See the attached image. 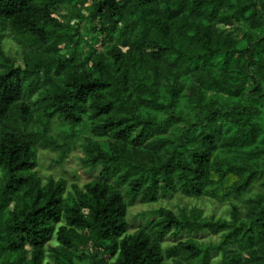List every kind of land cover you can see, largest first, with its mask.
<instances>
[{
    "label": "trees",
    "instance_id": "1",
    "mask_svg": "<svg viewBox=\"0 0 264 264\" xmlns=\"http://www.w3.org/2000/svg\"><path fill=\"white\" fill-rule=\"evenodd\" d=\"M6 30L24 67L3 47ZM261 106L264 0H0V264H211L212 250L219 264H264L262 194L245 216L236 205L229 219L160 207L132 233L128 220L129 201L264 183V164L250 160L264 151ZM55 116L69 124L62 139L85 117L106 138L86 139L83 165L99 174L84 188L44 185L34 171L38 147L61 146L34 127ZM180 122L178 139L166 135ZM204 230L220 241L180 239ZM168 236L177 242L163 248Z\"/></svg>",
    "mask_w": 264,
    "mask_h": 264
},
{
    "label": "rangeland",
    "instance_id": "2",
    "mask_svg": "<svg viewBox=\"0 0 264 264\" xmlns=\"http://www.w3.org/2000/svg\"><path fill=\"white\" fill-rule=\"evenodd\" d=\"M62 11L64 13H68V10ZM78 21V18H74L72 23L78 25ZM79 25L82 29V34L86 36L87 20ZM218 28L220 32H231L235 36L239 37H241L245 33V28L240 27L238 24L227 26L221 24L218 25ZM5 32L6 37L3 40V47L5 51L15 58L16 66L24 67L25 60L23 47L18 44V42L14 39V35L9 30H6ZM214 74L216 76H219V70L215 69ZM189 81L190 80H186V82ZM41 90L42 87L36 92V94H34L33 100H36L38 98L39 92ZM210 96L217 97L222 102L226 101V97L224 95H216L210 92L208 97ZM179 108L184 111V113H187L189 115H194L195 113V110H193V108L191 107V104L188 101L186 95H183ZM261 108L262 113L260 114L259 120L264 128V106H261ZM37 109L38 106H35L32 110L34 116H37ZM183 126L184 124L182 122L176 123L167 131L166 135H170L174 139H178L180 128ZM34 127L37 132L46 131L49 136L57 138L58 143L61 145L57 149H52L50 147H38V159L37 165L34 167V171H36L37 176L42 184H47L51 179H64L66 181V187L68 191H70L72 188V184H77L80 187L84 188L87 183L97 178L99 174V168L91 169L83 165L82 159L86 156V139L87 137H92L96 140L105 142L106 138L97 137L92 133L91 122L89 119H87V117H85L84 121L81 124L76 126L74 130V136L68 135L66 139H62L63 137L61 135L64 134V132L69 131V124L59 117L55 116L51 118L47 126L39 123ZM1 132L2 131L0 126V133ZM263 135L264 130L259 137V145L262 144L261 139ZM254 146H251V149ZM62 150H64V152ZM223 155H225L224 152ZM250 160L251 162L257 161L261 164H264V151L261 152L257 157L252 156ZM207 190L209 191L208 193L202 194L200 196L186 195L178 191L173 193L161 194L155 201H142L140 199H137L136 201L131 202L128 199V220L130 222L129 232L132 233L139 227L144 226L149 221H151L155 216L154 211L160 207L171 209L177 214H180L184 210H186L187 212L196 210L197 212H200L202 217L205 218L229 219L231 217L233 205H236L239 207L242 216H245L249 200L255 198L260 194L264 196V183L260 182L253 185L249 190L238 196H235L233 194L228 195L224 188H222L215 182H211ZM190 236H194L201 243L206 244H217L221 239V233H214L209 230L201 231L197 235H188L184 233L180 237V239L186 240ZM176 242L177 240L174 237L168 236L163 242V248H166ZM56 245L57 241L54 237L46 246V250L49 255L51 253V248ZM212 255L213 257L211 260V264H219L221 261L220 251L212 250ZM166 263L176 264L170 259H167Z\"/></svg>",
    "mask_w": 264,
    "mask_h": 264
}]
</instances>
